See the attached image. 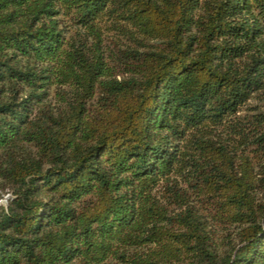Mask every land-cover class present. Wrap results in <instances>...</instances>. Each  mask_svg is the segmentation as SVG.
I'll use <instances>...</instances> for the list:
<instances>
[{
    "label": "trees",
    "instance_id": "16d2710c",
    "mask_svg": "<svg viewBox=\"0 0 264 264\" xmlns=\"http://www.w3.org/2000/svg\"><path fill=\"white\" fill-rule=\"evenodd\" d=\"M256 95L264 0H0V264H264Z\"/></svg>",
    "mask_w": 264,
    "mask_h": 264
},
{
    "label": "rangeland",
    "instance_id": "374dc122",
    "mask_svg": "<svg viewBox=\"0 0 264 264\" xmlns=\"http://www.w3.org/2000/svg\"><path fill=\"white\" fill-rule=\"evenodd\" d=\"M112 35V34H111ZM264 112V96H253L243 113H251L256 114L258 112ZM1 197H0V205L7 206L9 198L12 196V193L9 191H3L0 189Z\"/></svg>",
    "mask_w": 264,
    "mask_h": 264
}]
</instances>
